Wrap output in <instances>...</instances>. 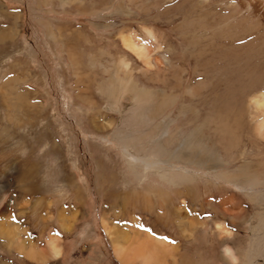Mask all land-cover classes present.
Returning a JSON list of instances; mask_svg holds the SVG:
<instances>
[{
  "label": "rangeland",
  "instance_id": "1",
  "mask_svg": "<svg viewBox=\"0 0 264 264\" xmlns=\"http://www.w3.org/2000/svg\"><path fill=\"white\" fill-rule=\"evenodd\" d=\"M177 1L157 10L154 0H0V223L17 227L27 247L0 230V264H123L105 219L167 237L177 249L166 264H262L255 239L264 235V135L252 97L264 93V50L237 62L185 56L173 30L182 15L152 19ZM124 37L152 50V68ZM112 76L123 90L120 112L105 92ZM128 82L150 94L123 95ZM162 101L169 105L155 116ZM128 137L134 154L139 144L186 147L185 162L164 167L194 181L176 188L150 175L139 184L123 154ZM61 211L74 214L68 229ZM51 236L61 239L60 258L47 252ZM226 246L236 260L224 256Z\"/></svg>",
  "mask_w": 264,
  "mask_h": 264
},
{
  "label": "bare ground",
  "instance_id": "2",
  "mask_svg": "<svg viewBox=\"0 0 264 264\" xmlns=\"http://www.w3.org/2000/svg\"><path fill=\"white\" fill-rule=\"evenodd\" d=\"M167 1L168 0H154L152 5L155 9L159 10L163 3ZM179 15H182V20L179 24L174 25L173 30L181 31L182 40L180 44L184 46L183 49L185 50V56L189 55L188 57L192 58L194 61L237 62L241 59L245 60L246 58H249V52L253 48L264 50V0H178L175 4L165 7L163 11L153 15L154 17L152 19L158 22L165 17L167 18L166 20L173 23ZM43 24L46 27L48 26L47 23L43 22ZM147 34L150 39H153L154 41L158 40L153 30L147 29ZM123 42L132 53L144 61V64L147 67H153V63L155 62L153 58L154 54L147 45L143 43H136L131 37H124ZM196 48L200 49L197 53L194 50ZM235 52H237V54H234ZM247 53L249 55L248 57ZM119 66L120 71L123 73L128 74L130 72L128 61L120 60ZM107 72H110V70ZM113 76L111 78L113 88L105 87V92L107 97L110 99L112 109L120 112L122 111V106L120 101L115 96L119 95L118 92L123 90L120 89L119 84L116 82L117 79L115 80ZM128 83L129 84L127 85L126 90H124L123 95L128 94L131 99L136 97V100L139 99V96L137 92L135 94L134 90H137L138 93L143 94V96L150 94V91L140 89L137 83ZM190 92L191 90L188 89V93ZM175 100L176 98L172 99L173 102H175ZM165 102L166 101H162L157 105L158 110L155 113L153 112L155 116L161 115L162 110H164L163 107L168 104V102H166L167 104ZM252 103L256 110L261 114L260 118L257 119V128L264 135V93H259L252 97ZM187 108V105L183 106L180 112L182 113ZM154 114H152V116H154ZM195 117L196 120H198L199 114L195 113ZM235 119L236 118H234V121ZM225 120H223V125L229 123ZM204 122H206V119ZM235 128L239 127L237 126ZM132 138L133 137H128L129 140L127 143L125 141L123 143L124 148H121L123 149V154L128 162V169L131 175L135 178L136 182L138 181L140 184V182L142 183L148 180L150 175L151 177L156 176L158 179H161L176 188L182 187L185 183H191L194 181L192 178H195V175H191V173L187 174L179 167H176L175 170H168L164 167V165L167 166L173 161L185 162L184 155L186 147L183 151L176 152L166 148V142L165 144L158 142L148 148L146 147L147 145L140 146L139 144L138 147L134 145V147H136V153L134 154L128 150L130 146L129 144H131L130 140H133ZM104 141L108 142L106 139ZM197 151V147H191L190 152L198 155L199 153ZM151 154L155 157L158 156V158H154V161H150V159L148 160L146 157L150 158V156H152ZM202 158L203 157L201 156L200 160ZM66 178V180H69L68 177ZM59 216L62 220L61 226L64 229H68L67 222L69 223V221L74 218V214L73 217L67 216L65 212L61 211ZM105 220H103V223L105 224L106 230L113 242L114 252L123 264H166V258L169 256L173 257L175 255L174 253L177 248L173 245L167 244L164 239L156 238L149 232L142 231L139 228V230L131 228L129 231L124 232L121 231L120 228L116 227V225L109 224V222L107 223ZM9 225L10 223H0L1 232H3V234H9V236H11V243H15L14 245H17L20 248V251H23L24 248L27 250V247H24V242L18 239V228L13 224ZM218 228L222 229L220 223H218ZM222 230L224 232L226 231L225 233L227 235L230 234L228 230ZM52 236L49 237V240L46 242L47 252L49 251L52 258H60L62 256V245H60L61 239L57 236ZM43 252L44 251H42V253L40 252L41 256L46 255L44 254L45 252ZM26 254L34 258L31 248L28 249ZM224 256L232 261L237 259L234 250L230 246H226L224 248Z\"/></svg>",
  "mask_w": 264,
  "mask_h": 264
},
{
  "label": "crops",
  "instance_id": "3",
  "mask_svg": "<svg viewBox=\"0 0 264 264\" xmlns=\"http://www.w3.org/2000/svg\"><path fill=\"white\" fill-rule=\"evenodd\" d=\"M256 243H259V256H264V235L263 237L260 238H256L255 239ZM256 247H253V250H255ZM264 263V261H262V264Z\"/></svg>",
  "mask_w": 264,
  "mask_h": 264
},
{
  "label": "snow or ice",
  "instance_id": "4",
  "mask_svg": "<svg viewBox=\"0 0 264 264\" xmlns=\"http://www.w3.org/2000/svg\"><path fill=\"white\" fill-rule=\"evenodd\" d=\"M162 239H165L167 240L168 238L167 237H162ZM170 243H175L174 241H169Z\"/></svg>",
  "mask_w": 264,
  "mask_h": 264
}]
</instances>
